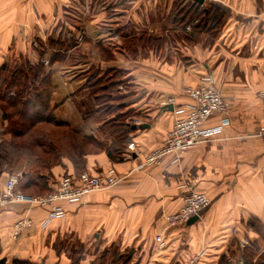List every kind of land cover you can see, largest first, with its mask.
<instances>
[{
  "label": "crops",
  "instance_id": "0c3cea01",
  "mask_svg": "<svg viewBox=\"0 0 264 264\" xmlns=\"http://www.w3.org/2000/svg\"><path fill=\"white\" fill-rule=\"evenodd\" d=\"M215 5L229 15L217 39L211 41L204 32L193 37L191 29L186 40L174 33L182 10ZM141 33L165 36L168 42L158 51L145 49L138 43ZM52 37L61 45L74 43L64 54L74 51L90 66L124 71L129 90L123 104L133 111L126 121L136 126L131 142L143 155L125 156L121 163L111 162L106 153L89 155L84 172L99 175L115 168L122 183L66 205V216L47 226L46 209L29 211L20 204L1 211L0 260L69 264L66 250L55 251V245L75 237L84 246L83 264H98L100 252L113 249L118 252L113 257L119 254L125 264H259L264 139L256 133L264 127V0H206L200 8L192 0H0V69L12 60L38 61V44L47 46ZM60 74L77 81L78 90L59 108L75 104L78 124H69L99 137L108 116L83 120L86 78ZM207 77L232 105L228 124L215 114L205 125L221 129L211 141L187 150L179 163L168 156L160 165L138 169L147 154L162 146L175 118L189 112L193 101L187 90L205 85ZM64 162L65 171L79 175L72 162ZM22 173L21 184L30 177ZM58 184L55 178L49 187L53 191ZM185 184L208 195L211 205L196 225L168 228L167 217L184 205ZM26 214L31 225L14 238V227ZM159 236L166 242L163 250Z\"/></svg>",
  "mask_w": 264,
  "mask_h": 264
},
{
  "label": "trees",
  "instance_id": "16d2710c",
  "mask_svg": "<svg viewBox=\"0 0 264 264\" xmlns=\"http://www.w3.org/2000/svg\"><path fill=\"white\" fill-rule=\"evenodd\" d=\"M182 12L176 22L174 33L185 40L189 39L185 33L189 27L193 37L204 32L213 41L218 38L229 19V15L216 5L208 6L197 12L186 11L185 8ZM48 42L52 49L51 53L54 52L49 57V62L47 61L51 67L48 72L44 70V61L50 49H47L49 46L43 44L38 46V61L20 60L21 62L12 68L10 63H5L0 69V111L3 119L9 123L6 134L11 136L10 140L4 139L0 143V177L14 168L16 159L20 158L21 151L24 150L29 153V156L34 157L37 164L36 169L41 166L44 170L50 171L64 162L65 156L58 146L52 139L45 137L46 132L35 129L36 126H50L76 140V145L73 146L75 154L71 158L79 175L86 169L85 162L89 155L106 153L111 162H124L125 150L136 132L133 128L134 124L126 121L128 118H133V111H126L123 104L127 96L125 91L129 90V79L124 80V71L117 69L103 70L94 67L89 71L83 86V90L87 92L94 106L89 112H81L83 120L87 121L96 116H108V119L102 122L99 137L82 134L69 122H62L55 118L60 105L55 95L52 67L65 61V58L58 55L55 50L58 43L61 48L64 46L60 42H50V39ZM167 42L168 38L165 36L155 37L141 33L138 37V43L145 49L156 51L164 48ZM69 48H75V45ZM130 48L134 49V46ZM10 120H12L11 123ZM35 168L32 166V169L27 171L30 177L27 182L20 185V189L23 192L36 189L40 191V195L45 192L51 193L49 185L54 176L50 172L39 173L35 171ZM116 258L113 264H125L122 257ZM82 259H84L82 249L72 250L69 264H83ZM258 261L259 264H264V253ZM0 264L45 263L30 260L8 262L4 259L0 260Z\"/></svg>",
  "mask_w": 264,
  "mask_h": 264
},
{
  "label": "built area",
  "instance_id": "2783aa9c",
  "mask_svg": "<svg viewBox=\"0 0 264 264\" xmlns=\"http://www.w3.org/2000/svg\"><path fill=\"white\" fill-rule=\"evenodd\" d=\"M189 31V27L187 28ZM114 41L118 38L115 36ZM211 77L203 79V84L195 88H189L187 95L193 101L189 107V112L185 116H177L173 128L167 134L166 140L161 147L153 150L145 156L144 162L138 167H144L152 164H159L168 157H175V161H179L180 156L187 150L211 141L212 135L219 132L220 128H205L207 121L215 114L223 115L228 124V118L231 115V103L213 86H211ZM257 137L264 139V127H260L256 133ZM135 142H131L128 146L127 158L139 159L142 156ZM264 162V158H263ZM23 173L12 175L13 178L8 184L0 186V212L9 210L16 205H27L29 211L33 208H42L49 211L45 225L50 224L52 220L62 219L66 216L65 206L72 203H79L86 195L106 191L114 188V186L122 182V178L118 177L113 169H109L105 173L92 175L89 172H82L79 176H69L66 180L58 184V187L48 195L26 196L20 193V184ZM187 188L184 196V205L181 209L167 217L168 228L182 227L194 216H198L202 220L203 212L211 205V199L208 195L197 192L196 189ZM31 225L28 214L18 220L14 230L13 237L17 238ZM159 249L166 247V242L159 236L157 238ZM198 258V257H197ZM196 260V259H195ZM192 260L191 263H194Z\"/></svg>",
  "mask_w": 264,
  "mask_h": 264
},
{
  "label": "rangeland",
  "instance_id": "374dc122",
  "mask_svg": "<svg viewBox=\"0 0 264 264\" xmlns=\"http://www.w3.org/2000/svg\"><path fill=\"white\" fill-rule=\"evenodd\" d=\"M52 41H53V43L60 42L58 40H55V38L53 39V37L50 39V42H52ZM47 46H49L47 49H50L49 42H47ZM63 46H64V48H61L59 43H58V47L56 46V49H55L57 51L58 55L63 56L65 58V61L62 62L60 65L61 69L59 70V68H56L53 72V81H54L55 89H56V91L60 92L59 97L56 95L57 103H61L71 93H74L75 91L77 92V90H78V85H77L78 82L74 81L72 79H68V78L63 77L60 74V71L63 74L70 73L71 75H78L79 77L84 76L87 79L89 71L95 67V66H90V64H86L84 61H81L80 58L76 57V54L74 51L70 52L71 54H67V53L64 54L63 53V52H65L66 49L73 50L74 48H69V47L74 46V43L69 44V45H63ZM51 50L52 49L47 51L49 56H51V54L54 53V52L51 53ZM48 59H49V57H47V59L45 58V61H44V66H45L44 70L46 72H48L49 69L51 68L50 64L48 63L49 62ZM20 62L21 61H15V60L10 61L11 68L16 64H19ZM58 73L62 77L59 76ZM86 79H85V81H86ZM65 82L68 83L67 87L64 86ZM82 95L84 96L85 94L82 93ZM82 95H81V98H82ZM84 98H85V100H82L84 104H82L81 106L84 105L83 112L86 113V112H89L91 109H93L94 106L92 105L89 98H86V97H84ZM76 110H77V108H76L75 104H72L70 102H66L61 108H59V110L56 111L55 118L59 121H62V122L67 121V122L71 123L73 126L77 127L78 123L76 122L77 121L76 118H79V114L77 113L78 111L76 112ZM11 121L12 120H10V123H11ZM8 124L9 123L3 119L2 113L0 111V143L4 139L5 140L11 139V136L6 134V130H8ZM35 129H38V131L40 130V131L46 132L45 137L52 139L54 141V143L58 146V148L60 149V152L63 153V155L65 156L64 161L68 160L69 162H72L71 156H73V154H75L73 146L76 145V140L71 139L64 132L62 133L59 130H55L50 126H46V125L36 126ZM22 143H23V141H22ZM21 152H22L21 153L22 155H20L19 159H16V164H15L14 168L10 169L5 174L6 177L3 178L2 180H1L2 176L0 177V186H4V185L8 184L13 179V178H11L12 175H19L23 171H28V170L32 169V166H33V168H35V166L37 165L35 163L34 157L29 156V153H27V151L24 150ZM180 158H181V156H180ZM162 161H161V163H162ZM179 162H180V159H179ZM161 163L148 165L146 167L153 166V165H160ZM66 168L67 167H66L65 162H62L60 165H58V166L56 165L55 167H53L50 171L44 170L43 167L41 168V166H39L37 169L35 168V171H38L39 173H46V174L50 172L54 176V179L56 178L58 180V183H60L61 180L64 181L69 176L73 177L72 174H69L68 171H65ZM111 169H113L116 174L118 173L115 168H111ZM3 182H5V183L3 185H1V183H3ZM120 184H118L114 187H117ZM19 191L21 194L26 195V196H30V197L40 195L39 194L40 191H38L36 189L30 190V192L29 191L23 192L21 189ZM35 194H38V195H35ZM43 195H48V194H47V192H45V194H43ZM74 204H77V203H74ZM78 204H80V203H78ZM60 244L61 245H59V243H57L55 245V251L59 250V247L62 250L65 249L67 253H65L64 256H67L68 258H71L72 250H78V249L83 250V248H84V246L81 245L75 237H72V238L70 237L65 241V243L63 242ZM115 253H118V252L114 249L111 250L110 252L102 251V252H100V254L98 256V261L101 264H111V263L116 261V259H117L116 257H121L119 254H116L118 256H116L115 257L116 259H115L113 257V255ZM113 258L115 260L113 262H111L113 260Z\"/></svg>",
  "mask_w": 264,
  "mask_h": 264
},
{
  "label": "water",
  "instance_id": "95a60500",
  "mask_svg": "<svg viewBox=\"0 0 264 264\" xmlns=\"http://www.w3.org/2000/svg\"><path fill=\"white\" fill-rule=\"evenodd\" d=\"M192 1L194 2L197 8H200L202 7V5L205 4L206 0H192ZM133 128L136 129V126H134ZM199 221H200L199 217L194 216L187 222L186 226L190 227V226L196 225Z\"/></svg>",
  "mask_w": 264,
  "mask_h": 264
}]
</instances>
